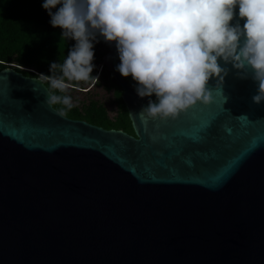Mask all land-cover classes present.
<instances>
[{"label":"water","instance_id":"obj_1","mask_svg":"<svg viewBox=\"0 0 264 264\" xmlns=\"http://www.w3.org/2000/svg\"><path fill=\"white\" fill-rule=\"evenodd\" d=\"M115 44L101 62L133 134L61 114L40 75L0 69V264H264L256 82L218 58L230 71L208 104L141 118L156 97L115 70Z\"/></svg>","mask_w":264,"mask_h":264},{"label":"clouds","instance_id":"obj_2","mask_svg":"<svg viewBox=\"0 0 264 264\" xmlns=\"http://www.w3.org/2000/svg\"><path fill=\"white\" fill-rule=\"evenodd\" d=\"M236 5L239 18H246L243 27L239 20L230 24ZM42 7L62 37L76 41L63 63L52 62L49 75L39 74L51 89L65 92L66 80L98 83L91 74L97 67L94 44L102 36L116 42L115 70L131 75L137 95L155 94L141 118H176L197 101L208 104L210 78L221 85L230 71L218 58L239 78L256 82L252 101L264 102V0H43ZM45 102L74 107L68 95L50 93Z\"/></svg>","mask_w":264,"mask_h":264},{"label":"trees","instance_id":"obj_3","mask_svg":"<svg viewBox=\"0 0 264 264\" xmlns=\"http://www.w3.org/2000/svg\"><path fill=\"white\" fill-rule=\"evenodd\" d=\"M43 0H0V69L12 66L25 75L38 76L43 73L50 74L52 62H60L66 59L69 49L76 43L73 39L65 40L61 33L62 29L50 24L51 17L42 7ZM61 5H57L58 9ZM53 9V11H56ZM99 43L94 44V60L97 66L91 75L99 77L98 83L106 90L113 91V100L117 104L122 117L126 118L124 129L133 133L127 109L121 99V88L112 74L102 65V56L108 51L110 42H105L102 36L98 37ZM15 62L10 61V56ZM120 63L119 56L117 64ZM25 68V69H23ZM134 88L137 83L131 75L125 77ZM72 85L65 92L51 89L47 80L45 84L52 94L70 95L69 91L78 86L79 81H65ZM135 89V88H134ZM155 97L153 94L152 97ZM57 110L65 109L64 115L71 118L84 119L90 123L104 128H120L105 117L103 106L96 101H90L80 112L74 105L67 109L62 104L53 105ZM125 124V123H124Z\"/></svg>","mask_w":264,"mask_h":264},{"label":"rangeland","instance_id":"obj_4","mask_svg":"<svg viewBox=\"0 0 264 264\" xmlns=\"http://www.w3.org/2000/svg\"><path fill=\"white\" fill-rule=\"evenodd\" d=\"M9 60L12 61V63L15 62L12 55L10 56ZM67 84L68 88L72 87L71 84ZM69 93V96L72 98L73 104L78 108L80 112H83L84 106H86L90 101H96L103 106L105 110V117L110 120V122L120 127L117 129H121L123 131H126L127 133L132 134L128 130L124 129V125H126L127 120L126 118L121 116L118 106L113 100L112 90H106L100 84L93 85L92 81H79L78 86H74V89L70 90Z\"/></svg>","mask_w":264,"mask_h":264},{"label":"flooded vegetation","instance_id":"obj_5","mask_svg":"<svg viewBox=\"0 0 264 264\" xmlns=\"http://www.w3.org/2000/svg\"><path fill=\"white\" fill-rule=\"evenodd\" d=\"M133 134V133H132Z\"/></svg>","mask_w":264,"mask_h":264}]
</instances>
